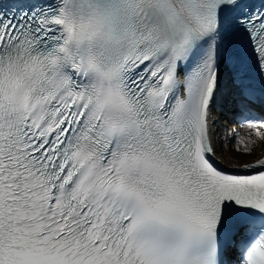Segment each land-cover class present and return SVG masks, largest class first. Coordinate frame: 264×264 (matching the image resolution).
<instances>
[{"label": "snow or ice", "instance_id": "snow-or-ice-1", "mask_svg": "<svg viewBox=\"0 0 264 264\" xmlns=\"http://www.w3.org/2000/svg\"><path fill=\"white\" fill-rule=\"evenodd\" d=\"M225 91L260 138L264 0H0V264H264Z\"/></svg>", "mask_w": 264, "mask_h": 264}, {"label": "bare ground", "instance_id": "bare-ground-1", "mask_svg": "<svg viewBox=\"0 0 264 264\" xmlns=\"http://www.w3.org/2000/svg\"><path fill=\"white\" fill-rule=\"evenodd\" d=\"M233 105V102L231 98L227 95V92L225 91L224 93L221 94L218 102H217V107H216V115L224 113L223 118L221 117L220 123H218L216 126L218 128L217 136L221 141H224V143L227 145L228 148H233L235 141L230 138V134L235 131L236 133L239 134L241 138L245 140V143H248L249 139L254 141L253 144H249L248 146L253 148L254 151V156H244L242 159H254L255 157H259L264 154V132L261 131L262 136L260 138L254 137V134L249 137V130L239 124L237 127H229V123L225 121L226 117L229 115L226 113L228 111L233 112L235 110V106ZM222 119V120H221ZM218 120V121H219ZM231 121V120H228ZM217 130V129H216ZM220 130V131H219ZM232 155H236L235 152L232 153Z\"/></svg>", "mask_w": 264, "mask_h": 264}, {"label": "rangeland", "instance_id": "rangeland-1", "mask_svg": "<svg viewBox=\"0 0 264 264\" xmlns=\"http://www.w3.org/2000/svg\"><path fill=\"white\" fill-rule=\"evenodd\" d=\"M232 106V105H231ZM219 116H220V118L222 117L223 118V115H224V113H221V114H218ZM222 120V119H221ZM225 121L227 122V123H229L228 125H230L229 127H232V128H234V127H237V125H239V123H235V122H231V121H228L227 119H225ZM218 123H220V120H219V122ZM216 127V126H215ZM260 131H263L264 132V128H261L260 129ZM217 132H218V130H217ZM254 137H255V135H254Z\"/></svg>", "mask_w": 264, "mask_h": 264}]
</instances>
